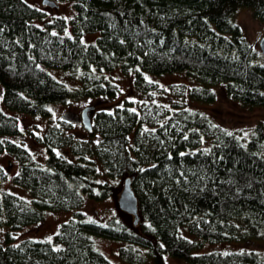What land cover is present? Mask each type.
Masks as SVG:
<instances>
[{
  "label": "trees",
  "instance_id": "16d2710c",
  "mask_svg": "<svg viewBox=\"0 0 264 264\" xmlns=\"http://www.w3.org/2000/svg\"><path fill=\"white\" fill-rule=\"evenodd\" d=\"M71 1V33L63 34L55 27L63 28L65 19L47 17L44 6L0 0L5 106L51 117L52 103L114 96L118 85L102 71L117 66L146 98L96 110L94 105L93 130L85 136L61 117L41 134L32 131V139L47 147L44 164L8 137L21 132V121L0 108V151L17 159L13 179L32 193L30 200L0 193V223L17 228L39 222L43 209H76L84 193L99 198L111 192L108 176H131L140 216L134 225L141 221L142 233L118 219L87 220L75 210L51 239L11 242L6 232L0 264H113L96 248L93 234L127 242L118 254L128 264L150 258L160 264L164 255L187 264H264L253 249L195 252L207 242L264 230V121L242 138L186 103L213 102L214 86L222 85L235 100L264 105V57L234 19L246 7L264 26V0ZM97 31L95 40L81 43L84 32ZM46 67L70 71L79 84L66 86ZM179 70L194 83L163 87L146 75ZM7 174L0 165V182Z\"/></svg>",
  "mask_w": 264,
  "mask_h": 264
},
{
  "label": "rangeland",
  "instance_id": "374dc122",
  "mask_svg": "<svg viewBox=\"0 0 264 264\" xmlns=\"http://www.w3.org/2000/svg\"><path fill=\"white\" fill-rule=\"evenodd\" d=\"M30 4L42 9L47 10V17L53 18L62 17L66 21L63 28L55 27V31L63 34L71 33V16L73 15V2L71 0H58V7L43 5L42 0H27ZM40 6H44V9ZM46 16V15H45ZM235 21L239 23L247 38L254 47L259 50V39L264 34L263 24L253 17L251 11L246 7H239L235 12ZM47 19V18H46ZM100 32H84L80 39L83 42H91L95 40ZM261 53V52H260ZM48 72L56 79L63 82L68 87H75L79 84L78 80L71 75L70 71L56 70L54 68L46 67ZM49 68V69H48ZM108 77L113 79L118 85L119 91L114 96H95V97H80L71 98L66 103H52L51 117H44L39 115H32L29 113L13 111L5 106L2 95L0 93V108L7 113H15L20 119L21 132L18 134L8 135L9 138L24 144L32 153L34 159L42 164L45 163L47 156V147L34 141L31 132L42 133L49 122L61 117L71 122V129L77 136H85L88 131L83 127L80 121L81 109L88 104L95 105V110L99 107L113 106L122 104L125 99L142 100L146 98L142 93L137 91L132 85V78L124 73L119 66L112 70H104ZM148 77L158 81V83L166 87L170 83H185L190 86L194 80L184 70L174 71L170 73H163L154 76L151 73L146 74ZM216 90V99L213 102H197L191 99H186V103L190 106L198 107L208 113L216 122L220 123L223 127L230 131L238 133L242 138H247L251 135L254 127L264 121V105H250L242 103L228 96L222 85L214 86ZM163 101L167 99L161 97ZM94 110L90 112L92 117ZM0 165L5 166L7 169V177L0 182V193L9 191L14 194L20 195L28 200L32 198L30 189L14 181L13 175L18 169L17 159L7 151H0ZM99 180H104V175L101 174ZM124 177L108 176L106 182L111 185V192L104 197L91 196L84 193L82 204L76 209L52 211L43 209V217L39 222L22 225L17 228H11L4 223H0V242H5L6 232H9L13 238L11 242H18L23 238L32 239H50L57 229L58 225L70 218L75 210H81L87 220L96 221L100 223H107L110 220L118 219L120 222H125L129 227L135 231L142 233L141 221L138 225H134L132 218L120 210L117 206V199L120 194ZM99 186L94 187V191H98ZM141 220V218H140ZM134 225V226H133ZM92 239L94 245L100 250L113 264H128L120 258L118 254L119 247L127 244L124 240L115 239L110 237H103L93 234ZM253 249L258 250L264 256V230L252 231L251 234L243 237L239 236L233 240L222 242H207L203 246L197 248L195 252H203L210 250H242ZM146 264H156L152 258ZM160 264H187L186 261L180 258L164 255L163 261Z\"/></svg>",
  "mask_w": 264,
  "mask_h": 264
},
{
  "label": "water",
  "instance_id": "95a60500",
  "mask_svg": "<svg viewBox=\"0 0 264 264\" xmlns=\"http://www.w3.org/2000/svg\"><path fill=\"white\" fill-rule=\"evenodd\" d=\"M42 2L50 6H58L53 0H42ZM258 45L264 57V34L260 37ZM93 108L94 105H85L80 112V121L83 127L89 132L93 130L91 116L89 114V111ZM117 205L122 210L132 214L135 224L139 221L138 199L131 186V176H125L123 178V185L117 199Z\"/></svg>",
  "mask_w": 264,
  "mask_h": 264
},
{
  "label": "snow or ice",
  "instance_id": "6c2138e0",
  "mask_svg": "<svg viewBox=\"0 0 264 264\" xmlns=\"http://www.w3.org/2000/svg\"><path fill=\"white\" fill-rule=\"evenodd\" d=\"M25 2H27V0H25ZM0 31H2V29H0ZM52 35H57V33L53 32ZM81 43H83V40L81 41ZM121 43H123V41H121ZM262 67H264V66H262ZM93 71H94V70H93ZM262 95H264V94H262ZM132 111L135 112V109H132ZM227 134H228V135H232V133H227ZM185 139H187L186 136H185ZM205 151H209V150H205ZM57 155H59V153H57ZM180 155L183 156V155H185V153H181ZM50 239H51V238H50ZM49 242H50V240H49Z\"/></svg>",
  "mask_w": 264,
  "mask_h": 264
},
{
  "label": "flooded vegetation",
  "instance_id": "af4514ba",
  "mask_svg": "<svg viewBox=\"0 0 264 264\" xmlns=\"http://www.w3.org/2000/svg\"><path fill=\"white\" fill-rule=\"evenodd\" d=\"M123 211V210H122ZM126 215H127V217H128V219L129 218H133V216H132V214L131 213H128V212H126V211H123ZM132 221H133V219H132ZM135 224V223H134Z\"/></svg>",
  "mask_w": 264,
  "mask_h": 264
}]
</instances>
